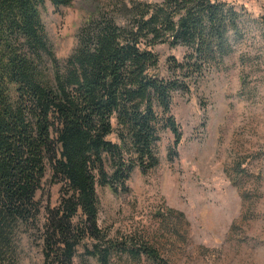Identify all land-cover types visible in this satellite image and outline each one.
I'll use <instances>...</instances> for the list:
<instances>
[{"label": "trees", "instance_id": "trees-1", "mask_svg": "<svg viewBox=\"0 0 264 264\" xmlns=\"http://www.w3.org/2000/svg\"><path fill=\"white\" fill-rule=\"evenodd\" d=\"M73 2L0 0V264H20L25 239L41 240L45 264H73L87 237L104 245L91 251L100 264L127 253L100 230L97 189L127 193L136 170L157 168L164 131L181 143L174 98L192 94L229 54L240 19L227 0L137 2L126 6L123 26L90 20L61 62L42 12ZM164 44L188 49L167 76L154 49ZM48 175L62 186L57 208L38 200ZM130 250L157 259L146 246Z\"/></svg>", "mask_w": 264, "mask_h": 264}, {"label": "rangeland", "instance_id": "rangeland-1", "mask_svg": "<svg viewBox=\"0 0 264 264\" xmlns=\"http://www.w3.org/2000/svg\"><path fill=\"white\" fill-rule=\"evenodd\" d=\"M162 0H74L42 12L48 38L61 62L74 53L79 34L103 16L127 24L126 6ZM239 11L238 31L229 32V54L213 66L190 95H176L173 115L183 139L164 131L159 165L136 170L127 193L97 189L98 223L107 240L127 244L108 264H264V0H227ZM160 73L170 60L183 62L184 47L155 48ZM38 200L57 208L61 185L44 180ZM45 218L43 219L44 222ZM76 219L74 222H79ZM147 247L157 259L136 257ZM20 264H45L42 242L25 239ZM104 245L87 237L73 264H100L91 251Z\"/></svg>", "mask_w": 264, "mask_h": 264}]
</instances>
